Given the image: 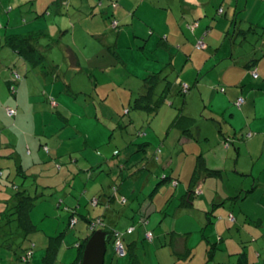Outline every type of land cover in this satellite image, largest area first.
<instances>
[{
    "label": "rangeland",
    "instance_id": "374dc122",
    "mask_svg": "<svg viewBox=\"0 0 264 264\" xmlns=\"http://www.w3.org/2000/svg\"><path fill=\"white\" fill-rule=\"evenodd\" d=\"M54 1L39 0L34 4L31 0H0V46L6 33L26 34L38 28L45 29L55 40L44 36L38 42L45 55L39 67L6 46L0 49L1 150L6 151V142L13 138L17 142V157L31 177L24 178L18 173L16 156L3 161L0 210L14 194V183L23 184L37 196L31 212L37 227L32 234L35 247L31 261H17L21 248L28 244L14 223L8 229L13 234L7 238L5 235L6 240L3 237L5 244L0 242V264H44L50 236L61 234L62 243L54 264L70 263L77 255L76 243L91 231L89 223L78 213L92 218L103 216L108 231L118 229L126 233L131 223L135 233L126 235V247L133 237L142 235L145 227L140 220L148 216L147 228L155 239L153 247L146 240L138 246L143 264H185L175 260L170 239L186 230L194 253L191 264H204L208 241L203 232L211 242L218 241L228 230L225 219L229 209L235 210L238 220L229 227L231 237L219 244L221 250L207 264H236L237 254L229 253L235 249L246 250L250 264H262L264 225L241 220L245 209L252 214H264V208H257L260 199L264 202V184L260 182L255 191L246 192L257 184L255 178L264 179V153L257 156V146H245L247 132L264 127V88H257L264 76L249 77L235 85L217 81L224 78L223 63L228 61L222 59L224 51L214 59L211 53L196 48L193 37L190 48L195 54L192 60L188 59V66L184 65L182 51L175 45L179 43L177 37L185 39V33L193 35L186 27L185 17L193 16L192 12L187 15L189 0H64V4ZM227 6L228 2H224L221 7ZM45 9L44 15H38V11ZM233 9L232 6L230 14ZM214 13L216 8L212 17ZM224 18L221 14L215 22ZM114 20H118L117 26L113 25ZM204 21L200 19L203 26ZM216 23L214 27L222 29L225 36L223 25ZM255 28L256 34L251 31L242 43L244 36H237L234 27L228 30V25L232 49L229 52L234 57L230 55L229 59L234 65L247 61L256 45L262 47L264 25ZM171 32H175L176 38L170 36L169 40L165 35ZM207 37L213 45L224 39L216 29ZM261 53L253 52L257 57ZM68 54L77 60V67L70 63ZM153 73L157 75V83L151 98L145 77ZM8 81L17 88V100ZM248 81L255 83L248 89H255L251 94L255 99L252 114L249 109L238 108L230 94L231 90L245 88ZM185 84L190 86L186 91ZM167 85L170 88L164 102L155 108ZM222 86L227 92L221 91ZM248 94L249 91L239 95L246 98ZM7 104L18 109L15 119L5 115ZM179 112L194 119L191 127L194 138L172 126ZM230 140H235L240 148L237 171L233 164L237 149ZM226 141L230 142V150ZM43 144L50 148V154L41 150ZM229 151L233 160L226 159ZM201 152L211 168L222 169V175L209 176L202 182L192 209H178L196 155ZM58 164L62 166L60 171L56 169ZM166 176L174 179L179 176L178 185H174L172 178L162 181ZM241 187L244 191L239 192ZM117 190L123 192L126 202L119 194L117 201L108 205L109 197L116 198ZM238 194L242 196H236L231 207L227 197ZM94 198L100 199L97 206L91 203ZM71 208L76 209L80 220L74 227L69 224ZM212 208L219 213L215 222L204 220L202 225L193 224L191 216L202 214L205 219ZM162 216L166 220L160 223ZM236 224L242 230H237ZM226 248L230 251H224ZM113 252L112 243L108 242L106 262ZM258 252L263 253L262 258ZM117 256L120 264L129 263V254Z\"/></svg>",
    "mask_w": 264,
    "mask_h": 264
},
{
    "label": "crops",
    "instance_id": "0c3cea01",
    "mask_svg": "<svg viewBox=\"0 0 264 264\" xmlns=\"http://www.w3.org/2000/svg\"><path fill=\"white\" fill-rule=\"evenodd\" d=\"M38 1L39 0H36V2H38ZM189 1H190V3H189V7H188L189 10L187 11V15H188L189 12H192V15L193 16L192 17H189V16H186L185 17L186 18V24L188 25L189 23L193 22L194 20H197L199 22V24H198V27L195 29L194 32L190 31L187 28V30L190 33H193L192 36L190 34H186L185 33V39H182V38L180 39V38L177 37V40L179 41V43H177L175 46L177 47V49L180 52L182 51L181 52V61H184V65L185 66H188V64H187L188 63V59L192 60L193 59V56L195 54V52H192V49L190 48V46H191L190 44H191V40H192L191 37H193L194 42L197 43V44H198V42H199L200 39L204 38V41H205V45L203 47V50L205 51L204 53H211L212 56H213V58L214 59H217V56L219 55L220 51L223 50L224 51V54H223L224 57H222V59H227L228 60L226 63H223L224 66H225V69L223 70L224 78H220L217 81H220V82H223L224 81V82H227L228 84L232 83V85L233 84L234 85L235 84H240V83L242 84L249 77H253L254 78V76L252 74L253 67L252 68L250 67L254 63L257 64V65L255 64L256 65L255 68H258L259 71L261 69V73H259V77L257 79H259L260 76H264V37H262V39H261L262 40L261 41L262 47L261 48H258V45H256L257 49L255 50V47L253 48L254 49L253 52H255V51L257 52V50H258V51H262V53L259 54V56L257 57V55H254L253 52H252L251 53V57L250 58H247V61L242 62V65L240 63L239 66L234 65L232 63V59L231 58L229 59V56L231 55V57H233V54H232V51L229 52V50H232V49H230V43L228 42L229 41L228 40V34L230 33V32H228V30L231 31V28L232 27H234L235 30L237 29V33L235 31V33L237 34V36H242V37L244 36V38L242 39V43H244L246 41V39L248 38V36H249V34H250L251 31L254 32V35L256 34V29L257 28H255V27L263 26L264 25V0H189ZM224 2H225V4L228 2L227 8H224V11L222 13L223 16H225V18L219 20L218 23H220L221 25H223L222 28H225V36H224V31L222 29L217 28V27H214L215 26V23H216L215 22V19L219 15L221 16V13L218 12V9H219V7H221L224 4ZM232 6L234 7L233 13L230 14L231 7ZM215 8H216V13H214V15H213L214 17H212V12H213V10H215ZM251 8H252V10H251ZM261 15H263L262 20L260 19ZM201 18H204V20H205L204 21V24H205L204 26L201 25V22H200V19ZM218 23H216V25ZM183 24H184V21L182 22V25ZM182 25L180 23V26L181 27H182ZM228 25H229V29L227 30ZM246 25H248V27ZM186 27H188V26H186ZM207 29L210 30V32L207 31ZM214 29H216L217 32L219 33V35H221L224 38L217 45H213V44H211L207 40L208 39L207 36ZM226 30H227V32H226ZM208 32H209V34H208ZM246 32H248V34ZM203 35H205V36H203ZM170 36H173L174 38H176L175 32H171L169 34L167 33L165 35V37L167 39H169V40H170ZM212 48H214L215 51ZM185 55H187V58L185 57ZM207 55H209V54H207ZM68 56L70 58V63L73 64L75 67H77L78 66V63H77V60H75L74 56L72 54H68ZM71 56L73 58H71ZM248 70H249V72H248ZM234 72H237V73H234ZM235 74L237 76H235ZM228 77H237V78L236 79L234 78V80H229ZM254 79H256V78H254ZM195 82H197V80ZM248 82H250V83H248L245 88H242L241 90H231L230 91V94H231L232 97H234V99L236 101V99L238 97L239 98L242 97V95H239V94H245V92L249 91L248 97H246V98L243 97L244 102H243V104H242V106L240 108L244 107V108H246V110L249 109V113L252 114V108L255 109V107H253V103H254L255 99H252L251 98V94L253 95V91L255 89H252V90H248V89H249V87L252 84H255V83L254 82H251V81H248ZM258 84L259 85H258L257 88H259V87H261V88L263 87L264 88V80H263L262 83H258ZM186 85L187 84H185L184 86H186ZM189 88H190V86H188L187 88L184 87V91H186ZM225 92H227V89L226 88H225ZM234 112H236V110H234ZM251 125L254 126V124H252V123H251ZM249 133L252 134L250 137L248 136ZM245 137L247 138V141H248L247 143H245V146L246 147H250L251 145L257 146V152L255 154L257 156H262V153H264V127H259V131H257V132H253V131L247 132V135H245ZM226 140H229V139H226ZM2 143L3 142H0V162H1L0 163V166H1V164L3 165V161H6V162L10 161L8 158H6L5 156H3L4 151L1 150L2 149V146H1ZM231 144H233L234 147L237 149L236 159L233 162L234 167H235L234 170L237 171V165L240 164V159H238V154L240 155V148L236 146L235 140L231 141ZM9 145H12V147L15 150L16 157H17V151H16L17 142H15L14 139L12 138V139L9 140ZM225 145L227 147H229L230 146V142H227L226 141L225 142ZM228 149L230 150V147ZM246 152H248L249 154L252 155V152L249 149H246ZM199 154L200 153H198L196 155V159H195V162H194V165H193V168H192L191 176H192L193 171H194V168L196 166L197 156ZM203 155H204V153H203ZM229 158H231V160H233L232 159V156H230V151H229V155H228V157L226 159H229ZM205 160H206V163H207L208 167H210V165L208 164V160H207L206 157H205ZM18 163H21L22 165H24L23 162L19 158L17 160L16 166L19 165ZM218 169H220V168H218ZM2 170L5 173V170L4 169H2ZM225 170H226V167H225ZM238 172H240V171H238ZM241 173H242V171H241ZM219 175H222V171H221V173ZM209 176H212V175H207V174L204 175L203 174V179H202L201 182H205L206 178L209 177ZM225 176L231 177L230 174H227V175L225 174ZM170 178H172V176H170ZM172 179H174V178H172ZM229 179H231V178H229ZM176 180H177V182H176ZM190 180H191V177H190ZM190 180L188 182V185L190 184ZM259 180H257V178H255L254 179V182L257 183V184L253 185L252 189L246 190V192L249 193L251 190H254L255 191V189L258 186H260V182H262V184H264V179L263 180L259 179ZM178 181H179V176H176L175 179H174V182H175L174 185L175 186L178 185ZM188 185H187V189H188ZM242 186H244V185H242ZM202 187H203L202 185L201 186L198 185V192H200L202 190L201 189ZM187 189H186V191H187ZM240 189L241 190L239 192L244 191V189L242 187ZM235 196H237V195H234V196L229 195L227 197L231 201V204H229L231 207H233L232 206V202L235 200V199H233V197H235ZM239 196H242V195L241 194H238V197ZM243 196L245 197V195H243ZM227 198L225 199V206H224V203L222 202V206H224L225 209H227L226 208L227 207L226 204H228V203H226V201L228 200ZM212 204L214 205L215 203L212 202ZM108 205H110V204H108ZM257 206H258L257 208H259L260 210H262L264 208V202H262L261 199H260L259 202L257 203ZM241 209L243 210V207H241ZM217 210H215L214 208H212L211 211H213V215L208 214L205 219H203L202 214H198V215H196V217L191 216L192 221L195 222L193 224L202 225V223L204 222V220L207 223H213V222H215L217 220V217L216 216H219V213L217 212ZM245 210H246L245 211L246 213L245 212L244 213L242 212V214L244 216H243V219L241 220V222H243L244 220L246 222H249V221L251 222V220H253L255 222V224L256 225H259L260 227H262L264 225V214H261V215H258V214H255V213L252 214V213H249L247 209H245ZM208 212L209 211H207V213ZM123 213H124V211H122L120 213V215L122 216ZM251 214L254 215V216H252ZM235 215H236L235 214V210L234 209H229L228 217H227V219H225L226 222H227L226 229L228 228V230H225V234L220 236V238L218 240L220 243H222L223 241H225V239L227 237H231V235H230L231 234V231L229 230V227L238 220V217L236 218ZM211 216H212V219L209 222V219H210L209 217H211ZM231 216L234 217L235 219L232 220L231 219ZM147 218H148V220H146L144 224L142 223V220L144 218L140 220V224L145 227V230L143 231L142 235H140L139 237H133L132 241H130L128 243V248H129V244L132 243V242H134V244H133L134 252L136 253V255H138L141 264H143V262L141 260V256H140L141 253H140V250H139L138 246L140 245V242L146 240L145 239V232L147 230H149L147 228V226H148V224L150 222L149 221L150 218L148 216H146V219ZM164 218L165 217H162V220H160V223L163 220H166ZM131 226H132L131 223H128L127 228L128 227H131ZM236 226H237V230H242V226L241 225L236 224ZM134 233H135V230L132 233H127V232L125 233V232H123V240L126 239V235H133ZM173 233H174V231H173ZM174 235L171 236L170 242L173 245V249H174V251L176 253V254L173 253V256H174L175 260L176 261H183V262H185V264H191V259H192L193 255H194V253H193L192 247H190V245L188 243L189 237H190L189 232H187L186 230H182V232L176 234L175 237H174ZM203 237L206 238L207 241H208V243H207L208 246L206 245V248H207V251H208L209 246H210V243H211V240L209 239V237H207L204 234V232H203ZM154 239H155V236L153 235V239L152 240H149L148 239L146 241L149 242V243H151V246H152L153 243H154ZM247 241H249V240H247ZM108 242H111L112 243V246L114 245L113 242H112V238H110V240ZM125 245H126V243H125ZM137 248H138V251H137ZM188 248L191 249V255L186 256L183 253L186 254ZM113 249H114V246H113ZM218 250H221L219 245H218V248L215 250L213 256H209V253H208L207 260H206V262L204 264H207V262L213 261L214 258H215L216 252ZM107 251H108V243H107ZM224 251H227L228 252L230 250L226 248ZM244 251L246 252L247 261L250 264L247 251L246 250H244ZM240 252L241 251L239 249H235V251H233V252L230 251L229 252L232 255L237 254L236 264L238 262V254ZM258 256L260 258H262L263 257V253H259L258 252ZM117 257L118 256L115 255V249H114V252H113L112 257L108 260V262H106V258H105V263L104 264H120V260L119 259H116ZM144 257H146V256L144 255ZM129 263H130V260H129Z\"/></svg>",
    "mask_w": 264,
    "mask_h": 264
},
{
    "label": "trees",
    "instance_id": "16d2710c",
    "mask_svg": "<svg viewBox=\"0 0 264 264\" xmlns=\"http://www.w3.org/2000/svg\"><path fill=\"white\" fill-rule=\"evenodd\" d=\"M32 3L35 4V0H31ZM54 2H58V3H63L64 4V0H55ZM47 9H45L44 11H38V15H44L43 13L46 12ZM224 8L223 7H219L218 12L219 13H223ZM37 15V16H38ZM116 22V25L118 24V20H114L113 23ZM195 24H197V26H194ZM199 22L197 20H194L193 22L189 23L187 26V28L194 32L195 29L198 27ZM208 31V29H207ZM44 36H48L52 41L55 42L54 38L50 36V34L46 33V30L43 28H38L32 31H28L26 34H19V33H6L4 35V42L1 44V47H8L10 48L12 51H14L15 53L18 54V56L22 57L25 61L29 62L30 64H34L36 66H40L41 64H43L44 59H45V55L43 54L42 51V47H40L38 45V42L40 41V39ZM205 36V35H203ZM204 41V38H202ZM204 45H205V41H204ZM47 46H50L49 44ZM204 47V46H203ZM203 47H198L197 43H196V48L199 50H202ZM69 57V56H68ZM71 58H73L71 56ZM72 61V60H71ZM73 62V61H72ZM75 62V61H74ZM256 63L252 64L250 67L252 69V74L253 71H257V76L255 77L254 74V78H258L259 77V70L258 68H255ZM157 75L155 73L148 75L147 77H145V79L147 80V85H149V89L148 91H150V97L152 98V95L154 94V89L156 86V78ZM264 80V79H263ZM9 87L13 89V92L15 94V98L16 100L18 99V94H17V88L14 87L10 81H8ZM170 85H167L166 88L163 90V92L161 93L160 97L158 98L157 103L155 104V108L159 107L165 100L167 91L169 90ZM221 91L225 92V87L222 86L221 87ZM17 94V95H16ZM243 98V97H242ZM239 97L236 99L235 104L237 105V101H238ZM52 102H54V99L52 100ZM243 104V103H242ZM238 106V105H237ZM242 106V105H241ZM146 107H148L149 109H151L153 111V108H151L149 105H146ZM239 107V106H238ZM12 108L15 110V113L13 115H10L8 113V109ZM240 108V107H239ZM5 111V115L11 119H15L19 113L18 109L15 106L9 105L7 104L4 108ZM155 111V110H154ZM194 123V119L191 116L185 115L181 112H179L176 117L174 118V120L172 121V126H178L179 128H181V131L183 133V135L188 136V137H192L194 138L195 135L192 131V125ZM252 134L249 133L248 136L250 137ZM148 143V142H146ZM7 145V150L4 151L7 152L6 154H3V156H5L6 158H11V157H15V150L12 147V145H9V142H6ZM147 145V144H145ZM43 148L41 149L44 152H47L48 154L51 153L50 148L47 146V144H43L42 146ZM40 150V149H39ZM40 150V151H41ZM160 151V148H159ZM52 158V156H51ZM19 165L17 166V171L19 174H21L24 178H31L30 177V173H25L26 169L24 168V165H22L21 163H18ZM123 166V165H122ZM4 169L2 166H0V177H3L5 174L3 172ZM57 171H60L62 169V166L60 164L57 165ZM221 169H213L208 167L205 157L203 155V153H200L197 156V163L196 166L194 168L193 174L191 176V180H190V184L188 185V189L187 191H185L179 198V205H178V209H185V210H189L192 209L195 206V199L197 196V192H198V185L201 186V181L203 179V174L204 175H218L221 173ZM61 175V174H58ZM170 176H166L164 178H162V181H166L167 179H169ZM161 181V180H160ZM177 182V180H176ZM161 183V182H159ZM158 183V184H159ZM157 184V185H158ZM14 187H15V191L14 194H12V196L10 197V199H6L5 200V204L6 206L0 210V242L2 244H5L4 241L6 240L7 237L11 236L13 234L12 231H8L9 227H11V225L15 223L16 227H18L21 231V235L24 239V242L26 241L28 245L24 246L21 248V251L18 253V257H17V261L18 262H23V263H29L31 261V258L33 256L34 253V247L35 244L33 243V238H32V234L37 230L36 225L34 224L32 218H31V212L36 204V199L37 196L32 195V193L30 192V190L28 188H26L23 184H17L14 183ZM60 187V185H59ZM61 190L64 189L63 187L60 188ZM120 191V190H119ZM119 194L122 195L123 192H116V198L114 196H110L109 198H111V200L109 201V204L111 202L117 201L116 199L119 197ZM123 196V195H122ZM152 197V195H150ZM238 197V195H237ZM235 197H233V199H235ZM100 202V199L98 198H94L93 200H91V203L93 206H97ZM123 202H126V197L123 196ZM70 226L74 227L80 220H78L76 213H78L76 211V209L71 208L70 209ZM166 213L164 211H161V213ZM82 219L86 220L89 223L90 229L92 232H94L96 229H103L106 230L109 235L110 238H112V242H113V246L115 249V232H119L120 234V238L122 239V243L125 247L126 253L125 254H129L130 256V263L129 264H141L138 255H136V253L134 252V247L133 244L134 242L129 244V248L125 246V242L123 240V232H121L120 230L117 229H113V230H107V223L105 222V220L102 217H97V218H92L91 216H87V215H81L80 213H78ZM208 214L213 215V211H209ZM164 217V216H162ZM212 217V216H211ZM211 217H209V222L212 219ZM75 219V222H73V220ZM131 220L133 219L130 218ZM235 219V218H234ZM232 219V220H234ZM148 220V218L146 219V217H144V219L142 220V223L144 224L145 221ZM94 225V227H93ZM129 229H132L131 232H129ZM134 227H128L126 229L127 233H132L134 231ZM89 232V234L82 239L81 241L76 243V247H77V255L75 257V259L68 263V264H79L81 259H82V255H83V250L84 247L87 243L88 238L90 237V235L92 234V232ZM149 230H147L145 232V239H147L146 237V233ZM5 235L6 238H5ZM154 235V233H153ZM4 237V239H3ZM62 237L63 235H58L56 237H52L50 236L49 238V243L47 245L46 248V253L43 256V263L44 264H54L62 243ZM153 239V238H152ZM219 241L217 242H211L209 249H208V253L209 256H213L215 250L218 248L219 245ZM117 251L115 249V255H117ZM186 256L191 255V249L188 248L187 253H183ZM119 255V254H118ZM237 264H249L247 261V256H246V252L244 250H242L239 254H238V262ZM264 264V260L263 263Z\"/></svg>",
    "mask_w": 264,
    "mask_h": 264
},
{
    "label": "water",
    "instance_id": "95a60500",
    "mask_svg": "<svg viewBox=\"0 0 264 264\" xmlns=\"http://www.w3.org/2000/svg\"><path fill=\"white\" fill-rule=\"evenodd\" d=\"M110 235L106 230L96 229L87 240L79 264H104Z\"/></svg>",
    "mask_w": 264,
    "mask_h": 264
},
{
    "label": "built area",
    "instance_id": "2783aa9c",
    "mask_svg": "<svg viewBox=\"0 0 264 264\" xmlns=\"http://www.w3.org/2000/svg\"><path fill=\"white\" fill-rule=\"evenodd\" d=\"M113 25L115 26V25H116V22H114ZM194 26H197V24H195ZM197 46H198V47H203V46H204V41H203V39H200V40H199ZM253 74H254V76L256 77L258 73H257V71L255 70V71H253ZM184 87L187 88L188 86L186 85V86H184ZM243 102H244V99H243L242 97H240V98L238 99V101H237V105H238L239 107H241V105H242ZM8 113H9L10 115H13V114L15 113V110L12 109V108H9V109H8ZM231 219H234V217L231 216ZM73 222H75V219L73 220ZM93 227H94V225H93ZM131 230H132V229H129V232H131ZM114 236H115V249H116L117 253H118L119 255H125L126 250H125V247H124V245H123V243H122V241H121L122 239L120 238V234H119V232H115V235H114ZM146 237H147V239L152 240V238H153V232H152V231H148V232L146 233Z\"/></svg>",
    "mask_w": 264,
    "mask_h": 264
}]
</instances>
